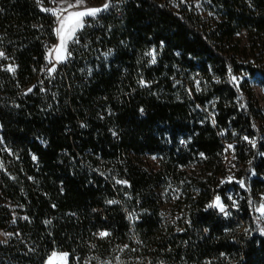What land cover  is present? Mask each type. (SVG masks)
Segmentation results:
<instances>
[{"label":"trees","instance_id":"1","mask_svg":"<svg viewBox=\"0 0 264 264\" xmlns=\"http://www.w3.org/2000/svg\"><path fill=\"white\" fill-rule=\"evenodd\" d=\"M51 1L0 0V264H264V0H108L53 73Z\"/></svg>","mask_w":264,"mask_h":264},{"label":"rangeland","instance_id":"2","mask_svg":"<svg viewBox=\"0 0 264 264\" xmlns=\"http://www.w3.org/2000/svg\"><path fill=\"white\" fill-rule=\"evenodd\" d=\"M107 3L108 0H83V3L80 6L69 8L68 5L76 4V0H52L50 2L49 6H47L45 9H47L55 17L56 20L55 32L57 35V41L48 49L47 52L48 61L50 62L49 72L51 73L55 72L57 67L69 58L70 56L69 48L72 41L74 40L78 31H80V29H82V27L85 26L86 19L91 15L84 16L83 18H81L80 22L82 23L83 26L78 27L76 31L72 34L71 38L68 37V30L70 29L72 23L75 22L77 18L76 17L70 18V21L66 25L65 31L63 33L64 36L63 44H61V34L58 33L57 31V29L60 28V22L58 17L62 19L63 17L68 16L69 13L71 12L84 11L88 8H96V9H100L101 11L105 7V5H107ZM251 83L256 96L259 98L261 104L264 107L263 76L258 75V77L252 78ZM227 165L229 166V170H228L230 173L229 178L235 180V182L239 184L241 190H245L246 189L245 181L240 177L234 175L235 171H237L241 167L238 158L233 155H228ZM240 191H236L232 187L229 191L236 203L237 200H240L242 197ZM260 198L261 200L257 204V211L258 213H260V216L264 219V193L261 195ZM213 205L216 209L224 213H227L230 209L222 202L221 198H218V200L216 198L213 202ZM221 207L223 208V210H221ZM6 236H7V232L4 230H0V241L4 240ZM68 258H69V254L66 252H54L52 255H50L47 258L45 264H68Z\"/></svg>","mask_w":264,"mask_h":264},{"label":"snow or ice","instance_id":"3","mask_svg":"<svg viewBox=\"0 0 264 264\" xmlns=\"http://www.w3.org/2000/svg\"><path fill=\"white\" fill-rule=\"evenodd\" d=\"M83 3V0H76V4H69L68 7L69 8H73V7H78ZM105 7H107V5H105ZM51 11V10H50ZM100 9H96V8H88L84 11H77V12H71L69 13L68 16L63 17L62 19H59L60 22V28L57 29L58 33L61 34V44L64 43V36L63 33L65 31V27L68 24V22L70 21L71 17H76V21L72 23V26L70 27V29L68 30V37L71 38L72 34L76 31V29L78 27H82V23L81 18H83L84 16H94L97 12H99ZM153 62H155V59L153 58ZM235 79V78H233ZM218 200V198H217ZM221 210H223V208L221 207ZM101 235H107L106 233H101Z\"/></svg>","mask_w":264,"mask_h":264}]
</instances>
